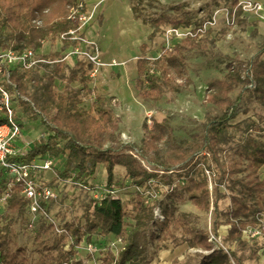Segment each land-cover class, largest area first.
I'll list each match as a JSON object with an SVG mask.
<instances>
[{
  "label": "trees",
  "instance_id": "trees-1",
  "mask_svg": "<svg viewBox=\"0 0 264 264\" xmlns=\"http://www.w3.org/2000/svg\"><path fill=\"white\" fill-rule=\"evenodd\" d=\"M141 1L130 0L137 19L141 17ZM80 4L84 11L88 9L84 0H0V50L33 49L40 53L47 41L56 42L61 35L78 29L75 12ZM243 13L239 0H232L230 16ZM143 22L152 29L150 39L162 34L166 27L191 28L194 24L189 16L166 13ZM193 32V36L181 39L172 48H164L155 59L145 55L147 44L141 46L143 55L136 62L135 89L144 102L157 103L166 93H179L193 84L188 54L215 44L209 38L212 29L204 34L197 33V28ZM77 44L66 41L62 51ZM42 56L51 63L17 70L12 81L19 94L20 116L27 123L40 121L48 137L35 141L27 154L15 159L29 163L50 156L56 159L54 168L58 158L63 159L57 178L44 185L53 188L58 179L71 180L91 196L82 204L81 215L68 220L52 215V207L59 199L44 201L48 216L39 214L33 222L31 201L22 194V186L14 184L8 189L9 177L0 169V196L7 190L9 196L0 213V264H82L85 259L81 252H86L82 248L89 243L95 245L94 237L105 239L106 245L94 255L86 253L101 264H154L158 253L167 249L163 245L167 241L173 249L187 245L200 251L196 254L198 264H248L260 260L264 245L256 238L250 244L244 232L257 227L264 230V140L258 137L264 117L256 116L257 123L251 117L236 121L250 114L251 101L264 105V39L248 62L231 61L226 75L208 84L206 103L217 113L207 116L200 134L190 141L179 140L167 120L152 117L151 123L148 119L143 123L144 136L139 145L120 143L119 117L91 88L93 63L79 59L69 67L59 61V53ZM58 81L64 84L63 90L58 89ZM93 96L94 101L86 108L84 103ZM100 166L106 171V187L116 183L117 168L124 169L122 185L128 181L129 186L137 188L130 207L120 197H94L97 186L93 183ZM163 187L167 206L158 200L165 217L158 222L145 192L160 193ZM185 198L198 211L211 213L210 229L195 224L189 213H178L172 206ZM226 199H230V205L223 208L221 204ZM37 222L36 258L26 244L18 243L21 232L17 225L26 223V229L32 231ZM224 225L229 229L219 243ZM116 239L121 243L113 251L109 244ZM177 263L176 258L173 264Z\"/></svg>",
  "mask_w": 264,
  "mask_h": 264
},
{
  "label": "rangeland",
  "instance_id": "rangeland-1",
  "mask_svg": "<svg viewBox=\"0 0 264 264\" xmlns=\"http://www.w3.org/2000/svg\"><path fill=\"white\" fill-rule=\"evenodd\" d=\"M115 1L122 5H129L130 8L132 7L130 0ZM231 4L232 0H142L138 4L140 19H137L131 8L132 19L135 20L139 31L143 34L138 42L118 43L121 45V47L119 46L120 49L116 50L114 56L109 57L113 52L104 51L98 38L90 40L99 45L103 64L98 68L95 76L92 77L91 88L95 89L96 93L103 97L106 105L111 107L119 117V141L121 144L139 145L144 136L143 123L147 119L151 123L152 117L159 121L167 120L179 140L190 141L195 135L202 132L204 124L207 122V116L216 115L217 111L206 103L208 84L214 79L223 78L227 73V64L231 61L248 62L258 53L264 39V33L259 30V23L264 21V9L255 11L244 10L241 16L231 17ZM105 10H107V7L103 9V14H100L102 17H104ZM97 13L98 10H95V15ZM165 13L173 17L189 16L194 24L191 28H181L178 31L179 33L173 32L172 27H166L162 34L150 41L148 37L151 29L149 24H145L143 21L150 22L153 18ZM247 13L249 16H247ZM100 15L99 17H101ZM253 15H255V22L249 20L251 19L249 17ZM213 21L214 24H210ZM99 22L101 23V21ZM197 23H200V25H196ZM202 25H206L208 27L207 30L212 29L213 32L209 38H213L215 44L208 45L205 50L199 49L188 54L187 62L193 84L179 93H166L157 103H148L140 99L135 89V80L137 77L136 62L143 55L140 50L141 43L145 42L148 45L145 55L155 59L160 56L164 48L173 47L191 29ZM133 31L135 32L136 30L133 29ZM86 39L88 38L86 37ZM130 44L131 47L129 48ZM61 47L59 40L58 42L48 41L44 44L42 52L47 53L46 55L59 53L60 60L64 59L69 67H72L79 59H84L81 55L71 54L66 56L64 50L60 52ZM113 62L115 64H112ZM41 73L44 74L43 71ZM57 87L63 90L64 84L58 81ZM239 92L240 90L233 97H236ZM93 101L94 96L87 100L84 106L89 108ZM249 105L251 108L250 114L248 116H240L236 122L251 117L257 123L258 117L256 116L261 115L264 117V105L255 101H251ZM261 127L263 130L258 134V137L264 140V122L261 123ZM45 129L40 121H31L25 125L24 133L26 135L29 134L30 139H33V137H38L44 133ZM32 146L33 143L28 145V148ZM135 155L138 156L136 153ZM58 162L53 170L43 171L35 175L39 183L45 184L57 178V171L60 169L63 159L59 161L58 158ZM124 173L122 167L117 168L115 185L119 189L118 195L121 200L130 207L137 188L129 186L131 184L128 181L122 185ZM262 176L264 177V168L262 169ZM106 177L105 168L100 166L93 183L97 186L93 195H102L106 186ZM53 188L58 193L59 200L52 207V215L59 220H68L80 216L82 204L88 196H91L90 192L83 189L80 185H76L71 180L62 179L55 181ZM165 191L166 188L163 187L158 195V200L163 204V207L167 206ZM223 191L230 193L227 188H223ZM221 205L223 208H227L230 205V199H226ZM172 206L176 208L178 213H189L195 224L208 229L211 228V213L198 211L187 198L175 201ZM30 217L33 221L31 214ZM262 225H264V217L262 218ZM17 227L21 232L18 243L26 244L31 253L37 258L35 251L38 244L35 241V236L38 233L39 222L32 228V231L26 229V223H19ZM257 228L262 230L261 227ZM228 229V225L221 227L220 237L218 238L219 243L227 234ZM263 231L256 237L260 245H264ZM42 237L45 238V234H42ZM249 239L252 238L246 236V240L251 244L254 238L251 241ZM93 242L98 249L106 245V240L101 237H94ZM163 245L167 246V249L158 253L154 264H173L176 258L178 259L177 264H198L196 254L200 251L189 249L187 245H182L170 255L169 250H173L171 242L167 241ZM260 254L261 258L259 261H248L247 263L264 264V249L260 251ZM81 257L88 261L92 260L88 258V254L84 251L81 252ZM159 257H161L162 261L159 260Z\"/></svg>",
  "mask_w": 264,
  "mask_h": 264
},
{
  "label": "built area",
  "instance_id": "built-area-1",
  "mask_svg": "<svg viewBox=\"0 0 264 264\" xmlns=\"http://www.w3.org/2000/svg\"><path fill=\"white\" fill-rule=\"evenodd\" d=\"M243 10L255 11L263 10L264 5L261 3H253L250 1L240 3ZM84 5L80 4L75 12V18H77L79 27L76 30H70L59 37V41L62 44L66 41H77L76 46H70V48L64 50L65 55H81L84 59L94 64V70L91 76H95L98 68L101 67V49L96 42L86 39L85 32L95 18V9L84 11ZM210 24H214L210 22ZM197 28V33L204 34L208 27L202 25ZM194 28V29H195ZM181 28H173L172 31L179 33ZM187 33L183 38L187 36H193V30ZM182 38V39H183ZM172 48V47H171ZM64 61V59L59 60ZM41 63H51L50 60L45 59L42 54L33 49H26L23 51H15L11 49L0 50V169L3 170L9 176L8 189L14 184L22 186V194L31 201L30 213L33 216V222L36 220L39 214L48 216L42 203L49 202L51 200L59 199L58 193L55 189L39 183V180L35 177L37 173L43 171L53 170L56 165V159L54 157L45 156L36 158L29 163H23L16 160V157L23 156L28 153L30 148L28 145L31 141L28 140L27 135L24 133L23 123L27 124L24 117L19 114L18 97L19 94L16 90V84L12 81V75L17 70H30ZM112 64H115L113 62ZM48 133H42L37 137V141L46 140ZM25 145V146H24ZM61 146V145H59ZM135 155V154H134ZM136 156V155H135ZM149 170H151L148 167ZM209 174V173H208ZM151 184L154 183L152 180ZM104 192L101 196H95V198H105L112 196V198H119V189L115 184L110 187H104ZM96 190V189H94ZM95 192V191H94ZM159 193L155 190H148L145 192L147 203L154 206L155 219L158 222L164 221L163 208L158 202ZM7 193L0 196V213H3L6 208L8 200ZM52 222L56 219L49 217ZM262 233V230L258 228H248L244 234L248 238H256ZM212 238H214L212 236ZM121 243L120 239L112 241L109 246L114 250L117 249V245ZM88 254H96L98 248L94 244H87L83 248ZM65 264H74L68 262ZM82 264H101L96 260H84Z\"/></svg>",
  "mask_w": 264,
  "mask_h": 264
},
{
  "label": "crops",
  "instance_id": "crops-1",
  "mask_svg": "<svg viewBox=\"0 0 264 264\" xmlns=\"http://www.w3.org/2000/svg\"><path fill=\"white\" fill-rule=\"evenodd\" d=\"M246 1H250L253 3H261L264 5V0H239L240 3ZM84 2L86 3V6L89 10H93V9L98 10V13L95 15V18L92 21V25H90L86 29L85 37H87L89 40H95L96 38H98V40L101 42L104 51L113 52V54H110L109 57H111L112 55L114 56L116 50L120 49L121 45H119L118 43L120 44L122 42L136 43L138 42V40H140L141 38L140 36L143 34L139 31L138 25L137 23H135V20L132 19V12H131L132 7L130 8L129 5L119 4L115 0H84ZM106 7L107 10H105L104 17H102L100 14H103V9ZM99 15L101 17H99ZM247 16H249L248 13ZM249 18H251L249 20H253L255 22V15ZM99 21H101V23ZM259 24H260L259 30L264 33V21H262ZM133 25H134L133 29L136 30L135 32L132 29ZM151 33H152V29H151ZM150 36L148 38L150 41H152L158 35L152 39H150ZM143 44H147V43L145 42L141 43L140 50ZM62 45L63 44L61 42V46ZM130 47L131 44L129 48ZM43 48L40 50V53L46 55L47 53L42 52ZM61 49L60 52L62 51ZM27 138L29 141H31V144L32 143L34 144V142L37 141V137H33V139H30L29 134H27ZM177 249L178 248H175L173 250L170 249L169 250L170 255L174 253ZM159 260H161V257H159Z\"/></svg>",
  "mask_w": 264,
  "mask_h": 264
}]
</instances>
